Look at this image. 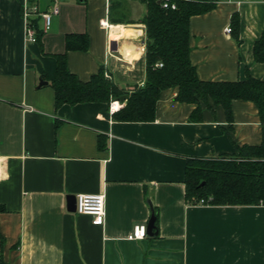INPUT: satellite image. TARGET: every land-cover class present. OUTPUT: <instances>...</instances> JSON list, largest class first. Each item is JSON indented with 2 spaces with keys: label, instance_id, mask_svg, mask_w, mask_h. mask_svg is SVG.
<instances>
[{
  "label": "crops",
  "instance_id": "0c3cea01",
  "mask_svg": "<svg viewBox=\"0 0 264 264\" xmlns=\"http://www.w3.org/2000/svg\"><path fill=\"white\" fill-rule=\"evenodd\" d=\"M195 1L215 4L189 19V59L199 79L264 80V62L253 56L264 0ZM23 4L43 11L50 0H0V258L8 264H264V204H191L184 184L187 157H219L234 154L235 145L260 143L255 105L233 100L231 129L221 106L212 112L202 104V119L190 121L195 105L176 101L175 87L160 92L153 121L114 119L112 100L55 107L49 81L67 33L89 38L85 51L66 53L80 80L103 67L120 90L143 85L146 3L62 0L47 31L37 18L42 34L35 42L26 37ZM233 15L238 39L225 31ZM99 135L105 148L98 147ZM80 193L105 194L103 225L77 212ZM152 212L155 235L130 239Z\"/></svg>",
  "mask_w": 264,
  "mask_h": 264
},
{
  "label": "trees",
  "instance_id": "16d2710c",
  "mask_svg": "<svg viewBox=\"0 0 264 264\" xmlns=\"http://www.w3.org/2000/svg\"><path fill=\"white\" fill-rule=\"evenodd\" d=\"M174 9L164 8L158 0H145L144 63L145 80L130 92L118 89L105 76V69L80 80L69 71L66 61L68 50L85 51L89 38L86 33H67L64 52L54 54L55 73L49 81L54 91V105H74L82 102H107L126 95L123 105L112 113L120 121H153L156 102L164 89L177 88L176 101L195 105L189 120L200 121L201 106L212 112L218 106L224 110L228 128H232L231 103L235 99L251 101L261 123V141L258 145H235L234 154L219 157H187L185 165V198L194 204L204 199L215 205L264 204V80L246 76L244 80H201L189 59V19L211 10L213 2L174 0ZM36 30L37 39L42 34L37 18L29 21ZM238 18H231V33L238 39ZM255 61L264 62V28L254 43ZM161 63V65H157ZM98 147L105 148L102 136ZM201 182H203L202 185ZM4 208L0 205V212ZM155 216V215H154ZM155 224V222H154ZM156 229V224H155ZM2 245V237L0 236ZM0 264H8L0 258Z\"/></svg>",
  "mask_w": 264,
  "mask_h": 264
},
{
  "label": "built area",
  "instance_id": "2783aa9c",
  "mask_svg": "<svg viewBox=\"0 0 264 264\" xmlns=\"http://www.w3.org/2000/svg\"><path fill=\"white\" fill-rule=\"evenodd\" d=\"M62 0H50V5L46 10L40 11L36 5L23 4L22 14L26 20V37L30 42L37 40L36 30L30 25L29 21L34 18L42 20V31H47L51 26L53 16L59 13V5ZM162 7L174 9L176 4L174 0H158ZM106 25L104 22H101ZM225 31L230 32L231 28H225ZM157 65H161L158 63ZM105 76L109 78L106 72ZM122 106V103L116 99L112 100L109 104V111L115 112ZM194 204H208L204 199H199ZM76 210L82 214H88L92 217V223L95 225H103L105 221V194H89L80 193L76 195ZM130 239H142L146 237V225L136 224L133 227L132 233L128 236Z\"/></svg>",
  "mask_w": 264,
  "mask_h": 264
},
{
  "label": "water",
  "instance_id": "95a60500",
  "mask_svg": "<svg viewBox=\"0 0 264 264\" xmlns=\"http://www.w3.org/2000/svg\"><path fill=\"white\" fill-rule=\"evenodd\" d=\"M41 83H45V81H40L39 85ZM125 98H126V95H121V96H119L118 100L123 101ZM202 184H203V182H201L200 185H202ZM70 198L72 199V202L70 204L71 206L69 205V209L70 210H74L75 209V197L71 196ZM154 222H155V216H154V213L152 212V215H151V217L148 220V223L146 225V235L147 236L155 235L156 232H155V224H154Z\"/></svg>",
  "mask_w": 264,
  "mask_h": 264
},
{
  "label": "rangeland",
  "instance_id": "374dc122",
  "mask_svg": "<svg viewBox=\"0 0 264 264\" xmlns=\"http://www.w3.org/2000/svg\"><path fill=\"white\" fill-rule=\"evenodd\" d=\"M115 99V98H114ZM111 100H113V99H111Z\"/></svg>",
  "mask_w": 264,
  "mask_h": 264
}]
</instances>
